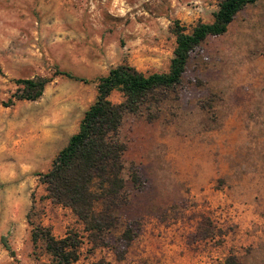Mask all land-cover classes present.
<instances>
[{
	"label": "rangeland",
	"instance_id": "rangeland-1",
	"mask_svg": "<svg viewBox=\"0 0 264 264\" xmlns=\"http://www.w3.org/2000/svg\"><path fill=\"white\" fill-rule=\"evenodd\" d=\"M219 1L0 0V264L48 262L28 216L57 238L82 233L69 208L44 198L39 174L78 130L94 79L123 62L167 71L173 21L191 31ZM36 76L51 78L42 95L18 100L15 80ZM156 97L126 113L117 134L124 188L97 205L114 217L107 246L85 240L73 264H219L231 254L264 264V0L206 38L176 90Z\"/></svg>",
	"mask_w": 264,
	"mask_h": 264
},
{
	"label": "trees",
	"instance_id": "trees-1",
	"mask_svg": "<svg viewBox=\"0 0 264 264\" xmlns=\"http://www.w3.org/2000/svg\"><path fill=\"white\" fill-rule=\"evenodd\" d=\"M255 1L220 0L213 20L199 21L191 31H186L178 21H173L170 30L175 36V47L167 71L146 73L123 62L94 79L96 98L83 112L78 130L58 151L51 167L39 174L45 191L44 198L69 208L81 222L82 233L70 230L57 238L49 229L34 224L28 216L34 250L40 247L49 256L48 262L44 264H73L79 259L85 240L94 247L107 246L105 234L113 225L114 217L98 210L97 205L106 197H117L124 188L122 170L126 146L117 136L124 115L137 114L150 106L151 102L160 101L156 95L175 91L182 81L191 53L206 38L225 33L235 15ZM58 74L84 83L91 82L69 71H57ZM50 80V77L45 76L15 80L22 91L17 99H38ZM114 92L120 94L121 101L110 99ZM131 178L132 183L140 184L136 170H131ZM133 236L132 228L126 227L121 234V241L128 244ZM92 264L108 263L99 259ZM219 264L240 262L231 254Z\"/></svg>",
	"mask_w": 264,
	"mask_h": 264
}]
</instances>
